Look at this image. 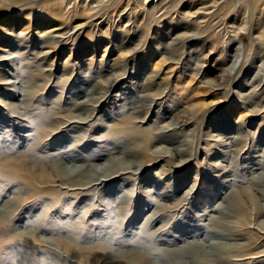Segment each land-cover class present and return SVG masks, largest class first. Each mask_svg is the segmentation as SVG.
<instances>
[{
	"label": "rangeland",
	"instance_id": "374dc122",
	"mask_svg": "<svg viewBox=\"0 0 264 264\" xmlns=\"http://www.w3.org/2000/svg\"><path fill=\"white\" fill-rule=\"evenodd\" d=\"M69 153L114 173L74 190L54 178ZM263 180L264 0H0V264H103L90 246L149 234L178 248L234 189L244 242Z\"/></svg>",
	"mask_w": 264,
	"mask_h": 264
},
{
	"label": "bare ground",
	"instance_id": "6f19581e",
	"mask_svg": "<svg viewBox=\"0 0 264 264\" xmlns=\"http://www.w3.org/2000/svg\"><path fill=\"white\" fill-rule=\"evenodd\" d=\"M14 57H16V56H14ZM90 96L92 98H87L86 101H91L94 98L93 93H91ZM94 107L95 106L91 102H87L85 104V106H83V109L87 110L89 112V115H91V113L94 111ZM15 112L21 113L23 111L16 108ZM78 115H80V114H78ZM78 118L80 119L77 121L78 123L79 122L81 124L84 123L83 121H81L82 118H80V116ZM89 158H91V157H89ZM63 159L66 161H63ZM77 159H79V158L76 155H73L70 153L64 154V155L62 154L61 156L58 157V160H57L58 162H56V164H55L57 166V168H56L54 178H57L58 180H60L61 183H66L69 187L70 186L71 187L72 186L73 187L74 186H82L80 188H74V190L85 189L86 187L85 188H83V187L86 185L87 186L90 185L87 187V189H89L91 186H94L97 184V183H95V184L93 183L96 180L101 181V182H99V184H101L102 181L105 180V179L101 180L102 179L101 176L108 177L114 173V172L110 171L107 173H103V175H102V171L99 168V166H101V165L94 164L93 165V172L94 173L90 174L88 172V170L82 164H72L71 163V161H76ZM120 169L127 170V169H132V167H131V165L128 164V165L121 166ZM258 187L259 188L261 187V190ZM258 187L253 188V189H255L256 192L259 193L260 196L264 198V180L260 181ZM71 190H73V189L71 188ZM234 190H235V192H234L235 198L234 199H233L234 196L231 198H230V196H227L224 199V203L221 202L217 206H214L211 208V211L213 213H210V215L208 214L209 222L207 224L206 223L202 224V226L204 228H206V230L203 229V227L198 228L195 231V233L191 234V236H190L191 238H193V240L186 241V244H184L181 247H178V248L172 247L173 245L175 246L174 241H170V240L165 241L164 239H166V238H163L161 236V234L160 235L157 234L158 237L156 240H154L155 236H153V234H149L147 236L148 240L146 241V243L144 241H139L138 245H136V244L131 245V243L126 242L129 247L126 246V243H124L125 245H118L119 243H116L115 241H108V240H105L104 242L97 244L96 247L95 246L94 247L90 246V247L93 248V250H94V248L95 249L97 248L99 250L98 254L95 255V253H94L95 256H97L99 258H102V257L106 258V259L104 258L106 260V262L103 264H235L233 262L234 258H238L239 260H245V259L253 258L257 264H264V249L257 251L258 250L257 241L259 240V238L264 236V235L260 236V234H259V233L264 234V219L253 221V224L256 226L254 229L256 231H258L259 233H256L254 231V233H250V237H247L244 242H239L238 240L241 239L245 234H244L243 230L240 229L242 227L241 223H240V225H238L236 219H237V215L245 207L244 205H246V203L248 201L246 198H245V200H243V198L245 197V195L243 194V191L238 190V189L237 190L234 189ZM237 197H239V198L236 199ZM116 202H118V201H116ZM116 202H112L114 204V205H111L112 209H113V210H111L112 212H114V209L120 205L119 203L117 205ZM119 202H120V200H119ZM242 211H244V210H242ZM0 212L3 215V219H2L3 224L6 220L9 219V217H12V215H13V212L7 210L6 207L3 208V210H0ZM256 213H257L256 215L263 214L264 208L257 206V212ZM119 216H120V214H119ZM238 221H240V219ZM155 222H157V220L148 219L145 222L144 227H147L150 223H155ZM52 225H54V223ZM55 226H56V224H55ZM210 227H214V228L212 229ZM50 229H51V227H50ZM33 230L34 229H32L31 231H33ZM75 232H76V230H75ZM21 233H23V236H27L26 232H21ZM161 233H162V230H161ZM73 234H75V233H73ZM146 234H148V233L146 232ZM18 236L20 237L21 235L19 234ZM262 238L264 239V237H262ZM186 239L187 238H185V240ZM17 240H18V238H17ZM20 240H22V242L24 241L23 239H20ZM73 240L77 241L79 243V245H80V243L81 244L83 243L84 245H86V243H93L91 241L92 239H87V240L85 239L84 240V239H81L79 237L73 238ZM33 241H34V239H33ZM40 241L43 243L47 242V244L50 246L53 245L52 246L53 248H54V246H56L58 249H56V248L53 249L52 247L49 248V251L54 252L53 255L55 254L56 257H58L57 252L60 249L64 253L66 252L69 256L76 252V250H74L75 252L74 251L72 252L73 245H72V247H70L66 243L54 245L50 241H48V240L45 241L44 239L40 240ZM132 241H133V239H132ZM232 241H234V242H232ZM163 242L168 244V245H171V247H159V244H162ZM27 243H29V242H27ZM133 243H135V242H133ZM27 245H29V244H27ZM31 245H29V246H31ZM40 246H42V245H40ZM121 246L123 247V249L120 248ZM125 247H126V249H124ZM82 248L86 250L88 247L82 245L81 249ZM91 250H90V252H91ZM81 252H82V250H81ZM51 255H52V253H51ZM17 258H18V256H17ZM15 259H16V257H15ZM68 259H70V258H68ZM257 259H259V260H257ZM90 260H93V257ZM21 262H22V260H21ZM13 263H14V260H13ZM43 264H45V263H43Z\"/></svg>",
	"mask_w": 264,
	"mask_h": 264
}]
</instances>
